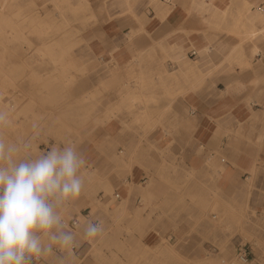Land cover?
Returning <instances> with one entry per match:
<instances>
[{
	"label": "rangeland",
	"instance_id": "1",
	"mask_svg": "<svg viewBox=\"0 0 264 264\" xmlns=\"http://www.w3.org/2000/svg\"><path fill=\"white\" fill-rule=\"evenodd\" d=\"M37 2L0 0V112L6 113L0 139L21 146L20 160L34 159L52 146L71 145L80 154L93 151L111 168L101 175L97 165L93 170L84 165L79 173L84 179L80 196L58 210L65 228L76 237L75 249L54 246L53 254L34 259L33 264H238L236 251L242 245L248 249V264H264L260 160L254 161L251 173L224 189L211 158L195 173L167 161L157 150L161 162L147 183L134 187L124 181L127 194L114 200L119 186L113 187L119 178L115 171L123 169L116 156L109 155L112 142L104 138L105 125L98 119L110 110L105 119L126 117L138 125L142 121L137 116H145V102L125 97L127 108L134 103L125 108L120 100L124 81L104 85L117 67L92 62L81 39L73 40L68 28L89 23L92 19L86 12L68 13L69 24L64 27L59 7L43 9ZM50 7L59 15L50 14ZM61 43H69V50L78 45L74 55L85 70L71 71L72 63L64 60L77 57L57 55L64 49ZM67 73L75 77L69 84L62 79ZM88 95L92 99L85 101ZM146 115L161 119L162 113ZM24 143L31 145L30 150L23 149ZM149 150L154 148L149 145ZM89 221L101 223L104 229L96 238L84 235Z\"/></svg>",
	"mask_w": 264,
	"mask_h": 264
},
{
	"label": "crops",
	"instance_id": "2",
	"mask_svg": "<svg viewBox=\"0 0 264 264\" xmlns=\"http://www.w3.org/2000/svg\"><path fill=\"white\" fill-rule=\"evenodd\" d=\"M55 1L66 17L86 12L92 19L68 32L81 39L92 62L117 67L104 85L124 81L125 108V97L145 102L138 125L126 117L105 119L110 110L98 119L112 142L109 155L123 169L113 182L120 197L127 194L124 181L138 187L153 176L161 162L157 150L195 173L211 158L224 189L251 173L256 159L263 165L264 0ZM139 80L145 85L139 87ZM147 110L162 113L161 119ZM81 155L91 170L97 165L107 175L111 167L103 158L86 150Z\"/></svg>",
	"mask_w": 264,
	"mask_h": 264
},
{
	"label": "clouds",
	"instance_id": "3",
	"mask_svg": "<svg viewBox=\"0 0 264 264\" xmlns=\"http://www.w3.org/2000/svg\"><path fill=\"white\" fill-rule=\"evenodd\" d=\"M5 122L6 113L0 112V124ZM22 147L27 151L31 145ZM20 150L0 139V264H33L53 254L54 246L64 251L77 246L58 210L81 194L83 156L71 145L52 146L20 160ZM103 230L101 223L89 221L84 235L96 238Z\"/></svg>",
	"mask_w": 264,
	"mask_h": 264
},
{
	"label": "bare ground",
	"instance_id": "4",
	"mask_svg": "<svg viewBox=\"0 0 264 264\" xmlns=\"http://www.w3.org/2000/svg\"><path fill=\"white\" fill-rule=\"evenodd\" d=\"M83 3V2H82ZM56 5L57 7H59L58 5H57V3H56V1L55 0H39V2H37V5H40V7L41 8H43V9H47V6L48 5H51V6H53V5ZM73 4V3H72ZM87 6H88V4H87ZM62 19H63V22H62V20H60L62 23H64L63 24V26L64 27H68V20H67V18H66V15L63 13V11H62V17H61ZM64 40H67V38L65 39L64 38ZM70 44L68 43H65V44H63V46L62 47H64V49H62L59 53L58 52H55L57 55H63V56H68V55H71V52L73 51V50H69V48H68V46H69ZM200 52V51H199ZM71 68L73 69V70H83V66L82 65H80V63H78L76 60H74L73 61V63H72V66H71ZM63 82L64 83H66V84H69L70 82H71V78H70V76H67V74L66 75H63ZM145 81L144 80H139L138 81V86L139 87H142V86H144L145 84ZM84 99H85V101H90L92 98H91V96H85L84 97ZM148 111V110H147ZM145 115V114H144Z\"/></svg>",
	"mask_w": 264,
	"mask_h": 264
},
{
	"label": "built area",
	"instance_id": "5",
	"mask_svg": "<svg viewBox=\"0 0 264 264\" xmlns=\"http://www.w3.org/2000/svg\"><path fill=\"white\" fill-rule=\"evenodd\" d=\"M192 56L195 55L194 52L191 53ZM264 165V161H263ZM121 197L118 193L114 194V200L115 201H120ZM248 249L246 248V245L240 246L237 251H236V261L238 264H248L249 263V254H248Z\"/></svg>",
	"mask_w": 264,
	"mask_h": 264
}]
</instances>
